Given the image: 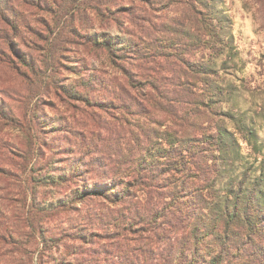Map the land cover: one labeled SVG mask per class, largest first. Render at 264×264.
Wrapping results in <instances>:
<instances>
[{
  "label": "rangeland",
  "instance_id": "374dc122",
  "mask_svg": "<svg viewBox=\"0 0 264 264\" xmlns=\"http://www.w3.org/2000/svg\"><path fill=\"white\" fill-rule=\"evenodd\" d=\"M191 3L0 0V101L15 120L30 119L29 166L48 182L30 180V228L20 222L19 198L9 195V213L0 214V236L5 240L0 243V264H183L186 242H179L182 234L174 233L171 225L162 226L167 231L158 227L145 231L138 221H124L128 214H118L120 206L102 199L66 203L74 189L104 183L122 167L110 161L117 152L114 144L126 152L137 151L138 143L147 144L144 129H161L150 121L147 112H153L146 104L139 109L113 99L120 93L126 98L123 89L129 92L119 66L136 80L142 74L143 83L148 76L158 79L164 92L177 89L174 80L167 85L173 76L168 58L142 50L144 60L138 61L120 52L117 65H111L88 43L90 37L104 34L143 45ZM213 4L225 21L221 32L229 47L217 59L207 60L206 66L218 73L215 82L223 93L199 108L212 111L206 113L208 132L221 127L234 139V153L220 165L214 187L212 203L217 204L215 198L232 200L244 182L241 199L253 185L264 192V0ZM113 80L122 88L109 87ZM200 89L194 92L199 94ZM157 116L164 123L165 113ZM26 143L18 129H4L0 167L19 174L22 151L15 148ZM73 160L87 165L83 168L89 173L69 182L62 166ZM8 189L0 183V196ZM0 207L6 208L1 202Z\"/></svg>",
  "mask_w": 264,
  "mask_h": 264
},
{
  "label": "trees",
  "instance_id": "16d2710c",
  "mask_svg": "<svg viewBox=\"0 0 264 264\" xmlns=\"http://www.w3.org/2000/svg\"><path fill=\"white\" fill-rule=\"evenodd\" d=\"M192 1L177 18L160 26L157 37L143 45L134 39L121 41L104 34L90 37L88 43L96 46L111 65H117L120 52L131 54L138 61L144 60L142 50L151 56L168 58L173 76L167 85L172 86L174 80L177 89L164 92L158 79L148 76L143 83L146 78L142 74L136 80L119 66L129 92L123 89L126 98L120 93L113 99L123 104L129 102L139 109L141 103L146 104L153 112H147L151 115L150 121L161 129H144L147 144L141 147L138 143L137 151L126 152L118 143L114 144L117 152L110 161L122 167L104 183L94 182L74 189L66 205L102 199L115 207L120 206L117 213L121 215L126 211L128 214L124 221H138L145 226V231H149V227L167 231L162 226L171 225L174 233L182 234L179 242H186L183 264H264V192L253 185L249 194L241 199L244 182L232 200L228 196L223 201L215 198L217 204L212 203L220 165L234 153V139L221 127L208 132L204 128L210 123L206 113L212 111L208 108L202 111L199 107L207 106L223 93L215 82L218 73L206 66V62L221 56L229 44L224 42L221 31L225 21L217 14L214 0ZM108 86L116 90L122 88L114 80ZM198 88H202L199 94L194 92ZM6 108L0 101V134L6 128L18 129L28 144H22V150L15 148L22 151V164L16 168L19 174L8 167H0V183L4 182L9 188L0 196L1 205L6 207L4 210L0 207V214L9 213V195L15 193L20 201V222L30 228V180L44 181L46 178L29 166L30 127L27 125L30 119L15 120ZM162 113H165L164 123L156 120ZM228 139L232 142L230 145ZM37 144L36 138L32 139V145L36 147ZM82 163L73 160L62 166L67 170L69 182L77 177L81 180L89 173L83 168L87 165ZM10 181H15L16 186ZM3 241L4 237L0 236V243ZM42 242L46 244L44 239Z\"/></svg>",
  "mask_w": 264,
  "mask_h": 264
}]
</instances>
